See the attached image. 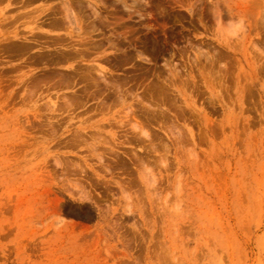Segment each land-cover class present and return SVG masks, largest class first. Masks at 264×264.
I'll return each instance as SVG.
<instances>
[{
	"label": "rangeland",
	"instance_id": "obj_1",
	"mask_svg": "<svg viewBox=\"0 0 264 264\" xmlns=\"http://www.w3.org/2000/svg\"><path fill=\"white\" fill-rule=\"evenodd\" d=\"M0 264H264V0H0Z\"/></svg>",
	"mask_w": 264,
	"mask_h": 264
},
{
	"label": "bare ground",
	"instance_id": "obj_2",
	"mask_svg": "<svg viewBox=\"0 0 264 264\" xmlns=\"http://www.w3.org/2000/svg\"><path fill=\"white\" fill-rule=\"evenodd\" d=\"M76 19V18H75Z\"/></svg>",
	"mask_w": 264,
	"mask_h": 264
}]
</instances>
